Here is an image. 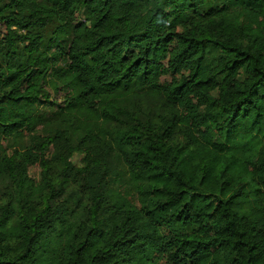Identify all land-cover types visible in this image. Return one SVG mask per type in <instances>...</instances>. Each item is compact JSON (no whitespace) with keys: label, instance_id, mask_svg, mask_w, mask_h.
Returning a JSON list of instances; mask_svg holds the SVG:
<instances>
[{"label":"trees","instance_id":"16d2710c","mask_svg":"<svg viewBox=\"0 0 264 264\" xmlns=\"http://www.w3.org/2000/svg\"><path fill=\"white\" fill-rule=\"evenodd\" d=\"M2 25L0 264H264V0H0Z\"/></svg>","mask_w":264,"mask_h":264},{"label":"rangeland","instance_id":"374dc122","mask_svg":"<svg viewBox=\"0 0 264 264\" xmlns=\"http://www.w3.org/2000/svg\"><path fill=\"white\" fill-rule=\"evenodd\" d=\"M0 32H1V37H5L6 34H7L3 25L0 27ZM237 76H238V74L235 75V78ZM165 79L169 80L170 77H167ZM45 89L49 93L51 100H55V101L61 103L66 98L65 92L63 90H61L60 88L54 91V90L50 89L49 87L45 86ZM73 160H74V162L76 164H78L79 161H80V157L75 156L73 158ZM39 173H40V169L38 168L37 165H31L28 168V174L34 181H38L39 180Z\"/></svg>","mask_w":264,"mask_h":264}]
</instances>
